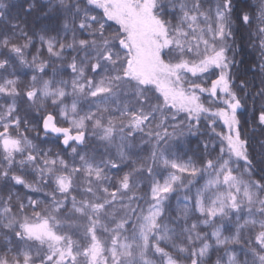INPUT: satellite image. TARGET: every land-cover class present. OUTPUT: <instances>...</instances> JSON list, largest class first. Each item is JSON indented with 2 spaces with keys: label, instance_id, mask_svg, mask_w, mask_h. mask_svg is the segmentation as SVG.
Returning <instances> with one entry per match:
<instances>
[{
  "label": "snow or ice",
  "instance_id": "obj_1",
  "mask_svg": "<svg viewBox=\"0 0 264 264\" xmlns=\"http://www.w3.org/2000/svg\"><path fill=\"white\" fill-rule=\"evenodd\" d=\"M0 264H264V0H0Z\"/></svg>",
  "mask_w": 264,
  "mask_h": 264
},
{
  "label": "trees",
  "instance_id": "obj_2",
  "mask_svg": "<svg viewBox=\"0 0 264 264\" xmlns=\"http://www.w3.org/2000/svg\"><path fill=\"white\" fill-rule=\"evenodd\" d=\"M253 55H255V54H253Z\"/></svg>",
  "mask_w": 264,
  "mask_h": 264
}]
</instances>
